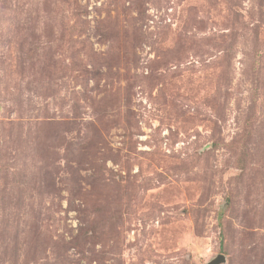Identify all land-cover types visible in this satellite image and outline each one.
Returning <instances> with one entry per match:
<instances>
[{
  "label": "rangeland",
  "instance_id": "1",
  "mask_svg": "<svg viewBox=\"0 0 264 264\" xmlns=\"http://www.w3.org/2000/svg\"><path fill=\"white\" fill-rule=\"evenodd\" d=\"M264 264V0H0V264Z\"/></svg>",
  "mask_w": 264,
  "mask_h": 264
},
{
  "label": "water",
  "instance_id": "2",
  "mask_svg": "<svg viewBox=\"0 0 264 264\" xmlns=\"http://www.w3.org/2000/svg\"><path fill=\"white\" fill-rule=\"evenodd\" d=\"M227 261L226 257L223 255H219L213 260H211L208 264H225Z\"/></svg>",
  "mask_w": 264,
  "mask_h": 264
}]
</instances>
